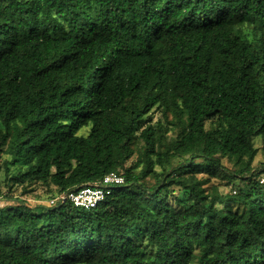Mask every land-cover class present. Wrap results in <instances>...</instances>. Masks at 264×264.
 I'll list each match as a JSON object with an SVG mask.
<instances>
[{"label":"trees","instance_id":"trees-1","mask_svg":"<svg viewBox=\"0 0 264 264\" xmlns=\"http://www.w3.org/2000/svg\"><path fill=\"white\" fill-rule=\"evenodd\" d=\"M258 138L264 0H0V264H264Z\"/></svg>","mask_w":264,"mask_h":264},{"label":"rangeland","instance_id":"rangeland-1","mask_svg":"<svg viewBox=\"0 0 264 264\" xmlns=\"http://www.w3.org/2000/svg\"><path fill=\"white\" fill-rule=\"evenodd\" d=\"M150 117L152 119L151 124H156L158 122L161 124L164 123V127L167 126L165 119L162 117L161 113L158 112L157 110L153 111L152 114L150 115ZM165 137H166L167 142H170L172 139H174L175 134L168 133V134H166ZM255 145H256V147L259 148V152L255 158L254 167L258 170H261L262 166H264V152L262 151V148H263L262 139H260V138L256 139ZM136 159H137V156H135L131 160L130 163L135 162ZM222 163L228 172L233 171V169H234L233 165L229 161L224 159L222 161ZM139 169H140V167L137 170H139ZM156 169L159 170L158 167H156ZM10 171H11V173H15L16 168L10 167ZM202 176L205 177L207 175L204 174ZM261 178L264 181V175H262ZM6 179H7V177L5 175V172L0 171V208L6 207V206H13V205H16L18 203L16 199H11V197H9V194H8L9 186L7 185ZM262 180H261V183H262ZM147 182L149 185H151L153 183L149 179ZM212 185H217L220 193H222V194L231 193L232 190H235L238 192L239 188H241V187H242V189L244 188L246 190V185L242 184L239 180H236V181L228 184L227 180L222 179L221 177H218L216 179H212L211 183H209L208 186H212ZM33 187L34 188H33V191L31 193H28V194L22 196L21 198L27 200L31 206H37L38 204L45 205L47 202V197H49V194L47 195V193H46V188H44L40 185H35ZM181 199H185L184 195L181 196Z\"/></svg>","mask_w":264,"mask_h":264},{"label":"built area","instance_id":"built-area-1","mask_svg":"<svg viewBox=\"0 0 264 264\" xmlns=\"http://www.w3.org/2000/svg\"><path fill=\"white\" fill-rule=\"evenodd\" d=\"M125 178L122 174L111 173L103 179L101 186L86 187L77 192L70 193L66 196H60L57 199H52L50 204H55L58 201H70L74 206L85 210L95 209L101 204L106 195L110 193V187L120 186L124 184ZM262 182H264L262 180Z\"/></svg>","mask_w":264,"mask_h":264}]
</instances>
